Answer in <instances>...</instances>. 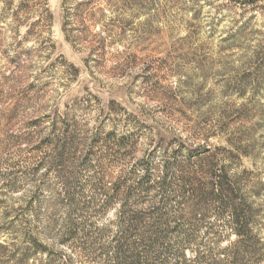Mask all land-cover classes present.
<instances>
[{"label":"rangeland","instance_id":"1","mask_svg":"<svg viewBox=\"0 0 264 264\" xmlns=\"http://www.w3.org/2000/svg\"><path fill=\"white\" fill-rule=\"evenodd\" d=\"M175 156L186 229L237 239L226 175L264 264V0H0V264H120L133 169Z\"/></svg>","mask_w":264,"mask_h":264},{"label":"trees","instance_id":"2","mask_svg":"<svg viewBox=\"0 0 264 264\" xmlns=\"http://www.w3.org/2000/svg\"><path fill=\"white\" fill-rule=\"evenodd\" d=\"M174 158L165 163L159 175L149 160L141 162L139 169H133L132 183L124 191L126 196L116 213L118 230L113 238L112 259L120 264H242L254 240L250 226L252 215L246 203L240 197L235 202L236 189L229 185L226 175H219L213 185V195L219 206L229 211L227 229L237 239L220 250V243L228 232L211 230L207 238L197 242V233L186 229L182 222V208L177 198L190 201L198 191L185 189L187 183L179 174L184 159ZM121 189L120 185L116 186V195ZM193 244L198 246L191 258L186 250L193 251Z\"/></svg>","mask_w":264,"mask_h":264}]
</instances>
